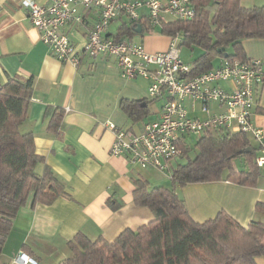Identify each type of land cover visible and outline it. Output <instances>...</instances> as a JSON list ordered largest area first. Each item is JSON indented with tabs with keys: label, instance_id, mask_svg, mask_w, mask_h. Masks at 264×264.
Returning a JSON list of instances; mask_svg holds the SVG:
<instances>
[{
	"label": "crops",
	"instance_id": "crops-1",
	"mask_svg": "<svg viewBox=\"0 0 264 264\" xmlns=\"http://www.w3.org/2000/svg\"><path fill=\"white\" fill-rule=\"evenodd\" d=\"M35 1L49 4L53 0ZM241 3L252 7L263 5L264 0H241ZM99 11L97 7L85 10L84 22L67 27L78 47H82L90 28L99 18ZM147 13L146 6L140 9L142 30L136 31L131 40L144 44L150 51L168 49L171 36L144 28L150 27ZM128 19L126 14L115 18L110 26L114 21L118 24L113 29L109 26L107 34L117 38ZM242 44L248 58L263 60L264 70V37L245 38ZM216 56L217 63L214 62ZM216 56L211 68L218 66L225 54ZM191 63L194 65V61ZM15 76L33 80L28 116L21 128L34 133L36 151L44 158L36 164L35 170L42 174L47 166L52 167L64 183L66 193L50 204L33 202V196L28 199L14 220L0 254V264H15L14 258L20 251L33 256L37 264H58L70 255L68 241L80 231L92 239L102 236L112 241L124 229H136L154 219L148 206L134 200V178L142 176L149 184L152 180V187L164 185L162 175L151 177L153 171H164L132 166L125 156L112 155L110 148L115 135L106 124L113 121L139 133L146 121L157 118L162 101L157 99L160 101L155 107L151 106L150 81L123 76L115 57L108 54L96 57L84 54L77 67L60 60L40 38L39 29L29 19L28 9L20 0H0V78L7 82ZM222 85L231 88L228 82ZM126 99L149 100L146 104L149 114L131 118L122 107ZM186 103L190 114L205 116L199 103L195 107L189 99ZM210 107L214 112L225 110L217 102ZM54 108L64 110L57 131L50 127ZM253 111L255 124L264 131V81L258 89ZM249 136L257 145L259 141ZM175 159L172 165L179 162ZM261 167L263 173L253 186L221 179L188 183L180 186L177 192L198 221L225 210L243 225H248L252 220H264V211L257 208L258 203H264V166ZM165 173L171 180V174ZM256 260L264 264V255Z\"/></svg>",
	"mask_w": 264,
	"mask_h": 264
},
{
	"label": "trees",
	"instance_id": "trees-1",
	"mask_svg": "<svg viewBox=\"0 0 264 264\" xmlns=\"http://www.w3.org/2000/svg\"><path fill=\"white\" fill-rule=\"evenodd\" d=\"M193 2L196 14L191 19L169 20L152 29L171 37L179 35L180 46L203 49L194 60L193 72L210 69L216 55L246 58L242 41L264 37V4L246 7L241 0ZM138 23L139 19L129 18L117 38L132 39ZM144 28L150 30L147 25ZM32 90L33 80L19 76L0 86V254L19 209L31 196L33 202L50 204L66 193L52 167L47 166L42 174L36 172V164L44 158L36 151L34 133L21 128ZM148 102L126 99L122 107L138 119L149 114ZM63 114V109L52 110L53 130L61 126ZM262 145L264 142L254 144L243 131L225 129L208 131L195 143H181L183 153L179 156L187 160L172 165L171 186L149 187L146 178H134V200L148 206L154 219L136 229H124L112 241L102 236L92 239L80 231L68 241L70 255L58 264H258L256 258L264 255V220L243 225L220 210L214 217L198 221L177 189L192 182L221 179L256 185L263 173L256 161ZM257 208L264 211V203H258Z\"/></svg>",
	"mask_w": 264,
	"mask_h": 264
},
{
	"label": "built area",
	"instance_id": "built-area-1",
	"mask_svg": "<svg viewBox=\"0 0 264 264\" xmlns=\"http://www.w3.org/2000/svg\"><path fill=\"white\" fill-rule=\"evenodd\" d=\"M20 3L28 9L40 38L60 60L77 67L84 54L114 56L123 76L148 79L149 97L162 99L159 116L146 121L139 133L113 121L106 122L115 135L110 148L112 155L125 156L132 166L172 174V160L183 153L180 144L189 142L190 135L199 138L208 131L225 129L243 131L264 142V131L253 120L257 92L264 81L261 58L223 57L218 66L193 72V63L180 55L179 35L172 37L168 49L150 51L140 42L107 34L115 18L126 14L130 19H140V9L145 6L151 29L169 20L191 19L196 14L193 0H53L49 4L20 0ZM92 7L99 8V18L82 47H78L67 27L84 22V11ZM224 81L231 88H225ZM2 83L0 78V86ZM187 99L192 101V107L199 103L205 116L190 114ZM214 102L222 104L225 110L212 111L210 104ZM256 161L264 166V145ZM14 263L37 264V260L20 251Z\"/></svg>",
	"mask_w": 264,
	"mask_h": 264
},
{
	"label": "rangeland",
	"instance_id": "rangeland-1",
	"mask_svg": "<svg viewBox=\"0 0 264 264\" xmlns=\"http://www.w3.org/2000/svg\"><path fill=\"white\" fill-rule=\"evenodd\" d=\"M117 24H118V22H117V21H114L110 27L113 29V28L116 27ZM136 38H137V37H136ZM201 52H203V49L200 48V47H198V46H195L194 49H191L190 47L185 46V45L180 46V55H181V57H182L185 61H188V62H192V61H194V59H195V58H196ZM218 60H219V59H218V57L216 56L215 59H214V62L217 63ZM160 100L162 101V99H160ZM160 100L154 99V100L152 101V103H151V106H152V107H155L156 102H158V101H160ZM188 136H189V135H188ZM188 140L191 141V143H195V141H197V138H196L195 136H193V135H190ZM192 152H193V151H192ZM193 154H194V153H191V155H193ZM175 160H176V161H179V162H185V161L187 160V158L184 157V156H177ZM164 172H166V171H164ZM164 172L161 173V172H159V171H153L152 174H153L154 176H151V177L155 178V177L157 176L158 178H160L159 175H162L161 177L163 178V182H164L163 184L166 185V186H171V180H170L169 176H167V175H169V174L164 175V174H163ZM166 173H167V172H166ZM166 173H165V174H166ZM148 175H149V174H148ZM151 177L149 176V178H151ZM152 182H153V181L150 180V184H149L150 187H152V186H151Z\"/></svg>",
	"mask_w": 264,
	"mask_h": 264
},
{
	"label": "water",
	"instance_id": "water-1",
	"mask_svg": "<svg viewBox=\"0 0 264 264\" xmlns=\"http://www.w3.org/2000/svg\"><path fill=\"white\" fill-rule=\"evenodd\" d=\"M141 30H142V25H141V23H138L137 26H136L135 31L141 32ZM247 150H251V147H248Z\"/></svg>",
	"mask_w": 264,
	"mask_h": 264
}]
</instances>
